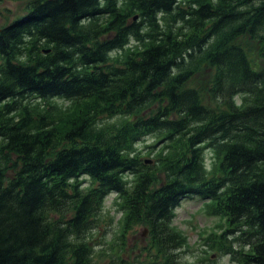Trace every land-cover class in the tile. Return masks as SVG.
Listing matches in <instances>:
<instances>
[{"label":"trees","instance_id":"obj_1","mask_svg":"<svg viewBox=\"0 0 264 264\" xmlns=\"http://www.w3.org/2000/svg\"><path fill=\"white\" fill-rule=\"evenodd\" d=\"M113 195L138 264H185L193 197L212 249L264 264V0H30L0 26V264H96Z\"/></svg>","mask_w":264,"mask_h":264},{"label":"rangeland","instance_id":"obj_2","mask_svg":"<svg viewBox=\"0 0 264 264\" xmlns=\"http://www.w3.org/2000/svg\"><path fill=\"white\" fill-rule=\"evenodd\" d=\"M30 0H2L0 4V26L8 24L17 16L23 14L27 3ZM63 109L68 110L69 105L65 101ZM155 144L154 139H147L138 145L142 152L143 160L154 164L155 149L148 148ZM205 162L212 165L213 156L211 150L205 151ZM115 196H110L106 203L98 228L92 233L96 248V264H120L118 257L124 258L121 264H138L136 260H144L147 255V235H144V228L137 227L131 230L125 240L120 238L122 232L123 214L119 207L114 204ZM174 227L177 231L187 237L188 247L180 251L181 260L185 264H235L229 256L222 255L212 249L215 239L210 236L214 233L220 234L226 228L225 220L209 216L204 209V202L199 198H188L182 201L176 210ZM125 252L124 255L122 253ZM143 253V255H142Z\"/></svg>","mask_w":264,"mask_h":264},{"label":"water","instance_id":"obj_3","mask_svg":"<svg viewBox=\"0 0 264 264\" xmlns=\"http://www.w3.org/2000/svg\"><path fill=\"white\" fill-rule=\"evenodd\" d=\"M147 234V230H145V232H144V235H146Z\"/></svg>","mask_w":264,"mask_h":264}]
</instances>
